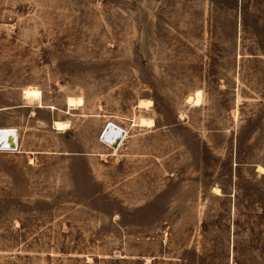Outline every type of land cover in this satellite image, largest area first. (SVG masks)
<instances>
[{
    "label": "rangeland",
    "instance_id": "obj_1",
    "mask_svg": "<svg viewBox=\"0 0 264 264\" xmlns=\"http://www.w3.org/2000/svg\"><path fill=\"white\" fill-rule=\"evenodd\" d=\"M4 127L0 264H264V0H0Z\"/></svg>",
    "mask_w": 264,
    "mask_h": 264
},
{
    "label": "bare ground",
    "instance_id": "obj_2",
    "mask_svg": "<svg viewBox=\"0 0 264 264\" xmlns=\"http://www.w3.org/2000/svg\"><path fill=\"white\" fill-rule=\"evenodd\" d=\"M23 98L27 99L28 102L33 103L34 101L38 100L40 103H43L42 101V92L40 91V89H38L35 86H28L23 90ZM201 91H197L195 93V95L193 96H189L188 98V102L198 105L201 103ZM67 105H68V111L66 112L67 114L72 115V111L74 109H78L82 106H84V101L83 98L81 97H74V96H68L67 97V101H66ZM152 105V101H146L145 100H140L138 107L141 109H148L150 106ZM43 106V104L41 105V107ZM49 107V106H48ZM54 110V109H53ZM111 124V125H110ZM140 127H151L154 125V122L150 119H147L145 117H140V120L137 123ZM54 128L58 131H66L67 129H69L71 127V123L70 121H64V120H55L54 123ZM110 125L109 128L106 129V126ZM101 135H102V139L104 142H106V144L111 147L114 151L118 150L119 147L121 146L123 140L126 137V130H124L122 127L116 125L115 123H111L109 122L107 124ZM113 125V126H112ZM114 126L118 127L119 130L123 131L124 133H122L121 135V142L120 145L118 147H114L113 146V141L115 140L116 136L118 134H120L118 132L117 135L113 134L114 130ZM15 142L17 144V150H19V130L17 128H13V127H4V128H0V147L4 146V149H10V143ZM12 150V149H11ZM7 151V150H5ZM216 189V188H215ZM217 191H219L220 189H216Z\"/></svg>",
    "mask_w": 264,
    "mask_h": 264
},
{
    "label": "water",
    "instance_id": "obj_3",
    "mask_svg": "<svg viewBox=\"0 0 264 264\" xmlns=\"http://www.w3.org/2000/svg\"><path fill=\"white\" fill-rule=\"evenodd\" d=\"M110 125H111V124H110ZM110 125H107V126H106V129L109 128ZM112 126H113V125H112ZM113 128H114V130H115V131H113V134H114V135H117L118 132L120 133V134H118V135L116 136L115 140L113 141V146H114V147H118V146L120 145V142H121V139H122V138H121V135H122V133H124V132L121 131V130H119V128L116 127V126H114ZM102 135H103V134H102ZM9 145H10V150H11V149H12V150H17V144H16L15 142L10 143ZM3 147H4V146H1L0 149H4Z\"/></svg>",
    "mask_w": 264,
    "mask_h": 264
},
{
    "label": "built area",
    "instance_id": "obj_4",
    "mask_svg": "<svg viewBox=\"0 0 264 264\" xmlns=\"http://www.w3.org/2000/svg\"><path fill=\"white\" fill-rule=\"evenodd\" d=\"M1 151H5V150H7V151H9L10 149H0Z\"/></svg>",
    "mask_w": 264,
    "mask_h": 264
}]
</instances>
